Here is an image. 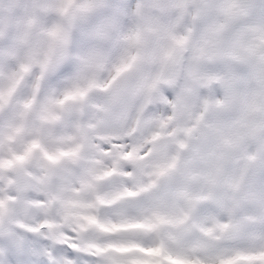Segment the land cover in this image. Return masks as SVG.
I'll use <instances>...</instances> for the list:
<instances>
[{
  "label": "snow or ice",
  "instance_id": "snow-or-ice-1",
  "mask_svg": "<svg viewBox=\"0 0 264 264\" xmlns=\"http://www.w3.org/2000/svg\"><path fill=\"white\" fill-rule=\"evenodd\" d=\"M0 264H264V0H0Z\"/></svg>",
  "mask_w": 264,
  "mask_h": 264
},
{
  "label": "clouds",
  "instance_id": "clouds-1",
  "mask_svg": "<svg viewBox=\"0 0 264 264\" xmlns=\"http://www.w3.org/2000/svg\"><path fill=\"white\" fill-rule=\"evenodd\" d=\"M161 87H167V85H163ZM140 102V98L136 99V103L138 104ZM158 106L155 104L149 105V108H152L153 110H155Z\"/></svg>",
  "mask_w": 264,
  "mask_h": 264
}]
</instances>
